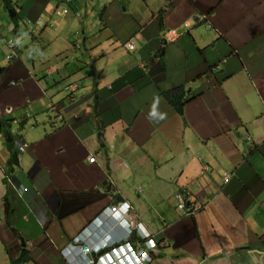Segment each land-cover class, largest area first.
I'll return each mask as SVG.
<instances>
[{"label":"crops","instance_id":"crops-1","mask_svg":"<svg viewBox=\"0 0 264 264\" xmlns=\"http://www.w3.org/2000/svg\"><path fill=\"white\" fill-rule=\"evenodd\" d=\"M118 202L160 242L151 264H264V0H0V264H68Z\"/></svg>","mask_w":264,"mask_h":264},{"label":"bare ground","instance_id":"bare-ground-1","mask_svg":"<svg viewBox=\"0 0 264 264\" xmlns=\"http://www.w3.org/2000/svg\"><path fill=\"white\" fill-rule=\"evenodd\" d=\"M97 232V240L110 247L130 245L136 249H148L152 260L160 251V242L150 230L140 222L131 204H114L105 208L85 228L67 244H82L87 234ZM67 245L62 249L64 250Z\"/></svg>","mask_w":264,"mask_h":264},{"label":"built area","instance_id":"built-area-1","mask_svg":"<svg viewBox=\"0 0 264 264\" xmlns=\"http://www.w3.org/2000/svg\"><path fill=\"white\" fill-rule=\"evenodd\" d=\"M71 3L72 0H67ZM69 9H63L61 14L68 13ZM131 49L134 48L133 45H129ZM24 148H22V151ZM90 162H96V158H90ZM181 199L179 201V209L185 215L195 214V211L200 209L196 208V204L192 201V197H184L179 194ZM193 202L189 203L188 202ZM97 232L87 234L83 239L84 243L74 244L73 249H78L76 256H78L75 261L78 264H145V262H151L152 258L149 255L148 249H136L130 245L125 246H113L110 247L107 243H102L97 240ZM94 254L97 258L89 259L88 256Z\"/></svg>","mask_w":264,"mask_h":264},{"label":"clouds","instance_id":"clouds-1","mask_svg":"<svg viewBox=\"0 0 264 264\" xmlns=\"http://www.w3.org/2000/svg\"><path fill=\"white\" fill-rule=\"evenodd\" d=\"M63 9H65V8H63ZM62 9V10H63ZM61 10V11H62ZM60 11V12H61ZM70 11V10H69ZM69 11H68V13H69ZM203 21H205V18H203ZM208 28H210V26H208ZM129 45H133L134 46V48L133 49H131L130 47H129ZM128 47H129V49L130 50H134L135 49V45L134 44H132V43H129L128 44ZM11 58H13V56H9V59H11ZM186 89H187V87H186ZM192 98H190L189 99V101L191 100ZM149 116H150V118H158V119H160V120H163L164 118H165V114H163V113H158V111H157V108H156V105L154 104L153 105V107H152V111L150 112V114H149ZM30 118V114H27L26 115V117L24 118V120L26 121L27 119H29ZM9 134V133H8ZM11 138V143L12 142H14V138L12 137V135H10L9 136V139ZM8 139V138H7ZM248 140H251L250 138H248ZM101 141L103 142V140H102V138H101ZM16 143H17V148H18V153L19 154H21V153H23V152H25V150H26V144H24L23 142H21V141H16ZM104 143V142H103ZM22 148H24V150L22 151ZM96 158V160H97V157L96 156H92L91 158ZM18 161H19V155H18V159H17ZM91 163H93V162H91ZM95 163V162H94ZM226 178H225V182L226 183H228V182H230V180H231V177H232V175H230V174H227L226 176H225ZM181 191V190H180ZM180 191H178V192H180ZM184 192H183V194H181V195H183L184 197H186V198H188V197H192V199L194 200V197L192 196V192H190V191H188V190H183ZM126 203H128V204H130L129 202H118V204L119 205H124V204H126ZM189 203H193V202H188V204ZM132 205V204H131ZM197 205H199L200 206V210L199 211H201V209H202V207H201V204H197ZM114 206V204L113 205H111V206H109V207H107V208H111V207H113ZM177 210L178 211H180L181 213H182V215L184 216L185 214L179 209V205L177 206ZM196 214V213H195ZM195 214H192V215H195ZM192 215H187V216H192ZM73 247H74V244H69V245H67V247L64 249V250H60V253H61V255L63 256V258L65 259V261L68 263V264H78V263H76V261H75V259L78 257V256H76V257H74L75 255H76V252L78 251V249L79 248H77V249H73ZM29 253V252H28ZM30 255V254H29ZM88 258L89 259H92V258H97L94 254H92V255H89L88 256ZM28 260H31L30 259V256L27 258ZM153 262V260L151 261V262H145V264H151ZM26 262H24L23 264H25Z\"/></svg>","mask_w":264,"mask_h":264},{"label":"trees","instance_id":"trees-1","mask_svg":"<svg viewBox=\"0 0 264 264\" xmlns=\"http://www.w3.org/2000/svg\"><path fill=\"white\" fill-rule=\"evenodd\" d=\"M6 3H10L11 0H3ZM164 96L167 98V100L169 101V103L175 108L176 112L182 117L184 118V111H185V106L186 104L189 102L188 96H187V89L185 86L180 85L177 86L171 90L168 91H164L163 92ZM18 155L19 153H16L14 155V159L12 160L13 163H15V165L18 162ZM8 205V203H7ZM29 251L27 249H23L22 254L18 260L19 264H23L24 262L28 261V257H29Z\"/></svg>","mask_w":264,"mask_h":264},{"label":"rangeland","instance_id":"rangeland-1","mask_svg":"<svg viewBox=\"0 0 264 264\" xmlns=\"http://www.w3.org/2000/svg\"><path fill=\"white\" fill-rule=\"evenodd\" d=\"M204 29H205V28H204ZM128 44H129V42L126 44L127 47H128ZM128 48H129V47H128ZM129 50H130V49H129ZM182 121L184 122V118H183ZM185 121H186V120H185ZM21 130H22V128H21ZM26 130H27L28 132L31 131L29 128H26ZM27 131L23 132L22 135L25 136ZM16 136H17L16 139L20 138V136H18V135H16ZM249 138L252 140L251 137H249ZM172 186H173V182H170V183H169V188L172 187ZM183 192H184V191L181 190L180 192H177V193L175 194V196H174V200H175L177 206L179 205V201H178V199H181V198H182V197L180 198V195H179V194H183ZM192 196L194 197L193 194H192ZM192 201H193L194 204H196V205H197V204H200L199 202L196 201L195 197H194V200H192ZM201 207H202V205H201ZM196 208H199V206L197 205ZM199 210H200V209L196 210L195 213H197ZM152 215H153L152 217H154L155 214H152Z\"/></svg>","mask_w":264,"mask_h":264},{"label":"water","instance_id":"water-1","mask_svg":"<svg viewBox=\"0 0 264 264\" xmlns=\"http://www.w3.org/2000/svg\"><path fill=\"white\" fill-rule=\"evenodd\" d=\"M10 14H13V15H14L13 12H11ZM9 136H10V134H6V138H8V141H9V142H11L12 140H11V138L9 139ZM98 140H99V142H100V144H101V147L104 148V147H105V144L101 141V135H98ZM105 154H106V153H105Z\"/></svg>","mask_w":264,"mask_h":264}]
</instances>
